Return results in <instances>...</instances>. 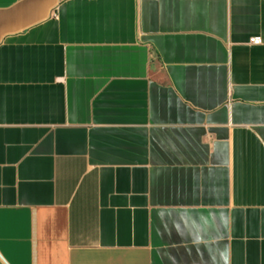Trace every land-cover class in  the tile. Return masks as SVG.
Listing matches in <instances>:
<instances>
[{"label":"crops","instance_id":"crops-1","mask_svg":"<svg viewBox=\"0 0 264 264\" xmlns=\"http://www.w3.org/2000/svg\"><path fill=\"white\" fill-rule=\"evenodd\" d=\"M0 264H264V0H0Z\"/></svg>","mask_w":264,"mask_h":264},{"label":"built area","instance_id":"built-area-1","mask_svg":"<svg viewBox=\"0 0 264 264\" xmlns=\"http://www.w3.org/2000/svg\"><path fill=\"white\" fill-rule=\"evenodd\" d=\"M250 44H252V45H260L261 44V39L259 37L251 38Z\"/></svg>","mask_w":264,"mask_h":264}]
</instances>
